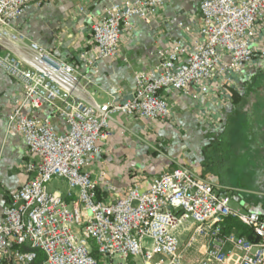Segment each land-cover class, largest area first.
<instances>
[{"label":"built area","instance_id":"obj_1","mask_svg":"<svg viewBox=\"0 0 264 264\" xmlns=\"http://www.w3.org/2000/svg\"><path fill=\"white\" fill-rule=\"evenodd\" d=\"M50 1L0 0V45L10 50L9 41L21 44L17 54H0V69L21 85L8 133L26 144L28 176L0 215V264H34L38 251L43 264H127L139 258L144 264H264V215L233 207L227 190L193 169L155 177L145 190L134 183L114 199L102 196L90 170L115 115L165 121L171 112L166 91L228 100L254 63L264 0H189L199 4L200 38L192 47L171 43L158 52L152 71L134 74L132 98L102 105L87 100L74 64L37 43L25 45L7 30L30 6ZM165 2L132 0L105 8L79 62L97 74L101 60L118 57L122 35L134 20L149 23ZM45 106L64 120L63 132L38 115ZM55 180L66 183L64 193L50 189ZM227 219L249 228L257 241L238 229L226 232ZM192 252L197 257L189 261Z\"/></svg>","mask_w":264,"mask_h":264},{"label":"crops","instance_id":"obj_2","mask_svg":"<svg viewBox=\"0 0 264 264\" xmlns=\"http://www.w3.org/2000/svg\"><path fill=\"white\" fill-rule=\"evenodd\" d=\"M126 1L132 0H51L42 7L30 6L20 19L8 26L7 30L10 34L21 36L25 45L37 43L56 59L74 64L79 71L86 98L92 104L102 105L112 99L128 100L134 95V74L139 71H152L160 62L158 52L167 50L176 40H182L187 46L192 47L195 40L200 38L201 12L198 2L166 0L165 5L149 23L134 20L133 29L126 30L122 35L118 57L113 60H101L99 72L92 74L79 62L78 57L83 49L89 48L92 44L91 26L101 18L105 8ZM20 45L13 43L10 50L0 45V54H17L21 50ZM246 75L244 72L232 89L233 93L237 92L241 99L245 100L250 90V84L244 82ZM21 90L19 82L0 69V215L9 205L11 194L28 179L24 171V162L27 158L26 144L22 138L13 137L8 133V117L13 104L21 95ZM164 94L177 118L173 126L176 128L173 129L184 130L192 137L201 138V129L204 127L201 114L205 113V109L209 112L207 116H211L214 121H220L221 118L225 122L230 116H240L243 113L240 109L226 105L223 98L216 96H201L194 91L189 95L168 91ZM250 107L249 111L245 112L248 118L246 124L256 132L255 146L258 153L264 155V100L258 99ZM38 115L52 119L58 132L64 131V120L55 116L49 106H45ZM146 122L122 115L113 117L110 123L111 135L102 144L103 153L96 156L90 166L93 178L99 182V191L104 198L110 193L108 189L110 182L100 176L102 168L114 173L113 177L111 176L114 188L128 185L130 181L127 178L131 170L146 171L145 165L150 162L146 156L147 149L134 139L143 133ZM171 127L168 126L159 134H167L166 130L170 133ZM219 129L220 127L213 126L210 131L207 130L211 139H217L223 134ZM156 131L159 132L157 128ZM197 154L194 153L189 160L193 161ZM199 160L201 162L202 158ZM216 174L218 177L221 176ZM218 177L217 180L213 178V182L224 184L221 180L219 182ZM152 179L140 183L144 190ZM117 182L120 184H116ZM53 190L65 192V189L57 187ZM113 193L114 198L121 196L118 192ZM117 194L119 195L116 196ZM233 201L239 202L240 207L237 208L242 210L254 209L239 198L232 199ZM259 208L260 206L254 210L264 215Z\"/></svg>","mask_w":264,"mask_h":264},{"label":"rangeland","instance_id":"obj_3","mask_svg":"<svg viewBox=\"0 0 264 264\" xmlns=\"http://www.w3.org/2000/svg\"><path fill=\"white\" fill-rule=\"evenodd\" d=\"M262 50H264L263 24L259 26L255 42L254 63L244 71L247 73L244 82L250 84L249 89L251 90L247 92V99L243 98L236 102L237 92L233 93L232 90L228 95L229 101L223 99L226 105H231L237 110L240 109L243 112L240 116H230L225 122L221 118L220 121H214L211 116H207L209 112L205 109V113L201 114L204 130L201 129V138H197L187 134L184 130L173 129L176 128V126H173L177 122V118L170 107L169 119L146 122L143 133L134 138L140 146L147 149L146 156L150 159V162L145 165L146 171L131 170L129 172L130 176L127 178L130 181L128 185L114 188L111 179L114 173L110 170H104V168L100 170V176L110 182L108 184L110 193L108 192L109 195H106L108 197L106 199L114 198L113 192H118L122 196L134 183L142 184V182H148L153 177H158L177 168L189 167L195 170L200 178L207 181L213 182V178L217 180L216 173H218L221 175L218 177L219 182L221 180L224 184L213 182L216 186L227 190L232 199L244 200L249 207L254 209L260 206L259 209L264 212V155L257 151L255 146L257 142L256 132L247 126L246 121L248 118L245 114L251 108L250 105L255 104L256 100H264V97H262L264 94V58L261 57ZM168 126H172L170 133L166 130L167 134H159ZM213 126L220 127L219 131H223V134L217 139H211L207 131H210ZM156 128L159 132L156 131ZM209 141L210 144H208ZM194 153H198L197 156L193 158V161L189 160L194 156ZM201 158L202 161L200 162L199 159ZM26 161L27 158H25ZM56 187L63 190L66 188V183L55 180L50 189L53 190ZM231 205L235 208L240 207L239 202L236 201H233ZM188 255L189 261H193L197 257L195 252ZM101 264H106V262L103 261ZM107 264L109 263L107 262ZM127 264H144V261L142 258L131 259Z\"/></svg>","mask_w":264,"mask_h":264},{"label":"trees","instance_id":"obj_4","mask_svg":"<svg viewBox=\"0 0 264 264\" xmlns=\"http://www.w3.org/2000/svg\"><path fill=\"white\" fill-rule=\"evenodd\" d=\"M237 100L236 102H238L239 100H241V97L236 94ZM233 229H238L241 233L242 236L246 237L248 240L252 241V242H256L257 239L256 237L253 235L252 231L247 228L246 226H244L243 224L239 223L238 221L234 220V219H227L225 221V231L226 232H230ZM45 260V256L42 252L38 251L37 252V258L34 262V264H43Z\"/></svg>","mask_w":264,"mask_h":264},{"label":"bare ground","instance_id":"obj_5","mask_svg":"<svg viewBox=\"0 0 264 264\" xmlns=\"http://www.w3.org/2000/svg\"><path fill=\"white\" fill-rule=\"evenodd\" d=\"M10 44H13L12 42L9 41Z\"/></svg>","mask_w":264,"mask_h":264}]
</instances>
